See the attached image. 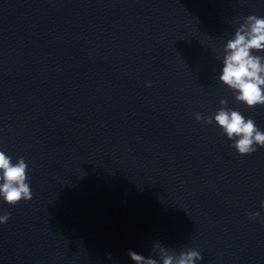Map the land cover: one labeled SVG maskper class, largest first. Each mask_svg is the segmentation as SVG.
Masks as SVG:
<instances>
[{"label": "clouds", "instance_id": "obj_1", "mask_svg": "<svg viewBox=\"0 0 264 264\" xmlns=\"http://www.w3.org/2000/svg\"><path fill=\"white\" fill-rule=\"evenodd\" d=\"M250 22V30L244 32L241 26L235 32L234 39L228 41V54L224 58V67L220 80L231 89L235 90V100L246 104L249 108L257 105H264V64L261 63L264 57L252 54V50L264 49V18L255 15L247 16ZM222 104L227 101L222 100ZM202 117L196 114V119ZM217 124L222 127L231 140L238 137L232 147L240 155L254 153L255 146L264 147V132H261L254 120L245 117L236 110L220 109L214 117ZM211 123V118L208 120ZM27 168L24 158H19L15 164L12 163L10 156L4 151H0V196L9 205H16L21 200L29 201L32 199V192L27 177ZM264 206V202H262ZM258 215V214H257ZM10 214L0 215V224L6 223ZM153 248H161L160 242H154ZM109 259L111 254H107ZM128 256L136 264H158L154 258H145L135 251H129ZM193 258L203 259L199 252L190 250L181 253L176 259V264H193ZM163 264H173L174 257L166 255L162 257Z\"/></svg>", "mask_w": 264, "mask_h": 264}]
</instances>
